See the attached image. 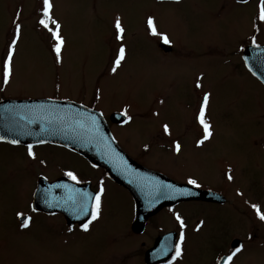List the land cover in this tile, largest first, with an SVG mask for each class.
Segmentation results:
<instances>
[{
  "label": "rangeland",
  "instance_id": "1",
  "mask_svg": "<svg viewBox=\"0 0 264 264\" xmlns=\"http://www.w3.org/2000/svg\"><path fill=\"white\" fill-rule=\"evenodd\" d=\"M52 3L53 18L60 23L65 40L61 62L56 61L52 34L39 24L43 0H0V96L18 100L53 96L57 101L71 99L84 105L98 102L104 113L118 108L126 111L125 106L133 109L137 105L138 113L143 106L151 114L160 109L159 121L171 126L168 132L164 131V136L172 139L173 135L168 134L176 135L189 120V105L193 123L199 124V109L203 96L208 93L205 119L211 125V145L220 147L225 153L222 157L225 163L234 166L233 201L243 211L241 216L228 209L227 221L235 228L247 220L261 221L252 205L264 212V86L232 58V53L246 39L254 38L255 43L264 45V22L258 18V28L253 27L255 3L244 7L229 4L227 0L168 3L52 0ZM17 14L22 26L21 38L13 58V75L5 84L3 65L14 38ZM148 16L154 18L157 30L170 36L181 59L175 58L170 64L161 61L158 50L145 38L143 22ZM117 17L125 28L126 60L113 73L114 52L118 53L121 43L115 39ZM188 52L192 55L188 56ZM193 83L194 94L190 95L188 90ZM197 83L202 87L197 88ZM154 93L148 99L146 94ZM144 94L148 103L142 100ZM133 125L142 126L138 130L130 129L129 141L122 138L126 130L116 131L120 142L129 147L147 141L145 133L152 124L140 116ZM34 153L35 159L23 148L14 152L5 145L4 150L0 149V264H106L107 258H124L125 255L117 253L126 246L125 241L115 239L113 249L110 244L107 246L113 239L110 232H101L100 238L92 239L89 247L80 244L71 249L62 244L60 248L56 243L59 247L54 250L37 238L24 240L28 234L16 232L18 224L14 216L28 211L36 176L45 174L47 178H55L65 170L81 167L78 158L64 150ZM164 160L169 173L176 178L171 163L178 168L179 177H190L198 171L186 157L179 162L171 158ZM112 202L116 206L111 207ZM192 213L197 219L208 212L194 207ZM133 214L127 197L122 200L108 191L106 206L101 208V216L95 223H104L112 231L111 225L129 223ZM32 218L47 225L55 221L39 215ZM209 218L211 214L206 219ZM216 236L219 234L211 235ZM15 237L19 239L16 243ZM192 243V239L187 241V250ZM205 246L201 243L197 247V255ZM130 260L133 264L139 262L134 257ZM240 260L244 264H264V250L245 249Z\"/></svg>",
  "mask_w": 264,
  "mask_h": 264
},
{
  "label": "flooded vegetation",
  "instance_id": "2",
  "mask_svg": "<svg viewBox=\"0 0 264 264\" xmlns=\"http://www.w3.org/2000/svg\"><path fill=\"white\" fill-rule=\"evenodd\" d=\"M157 1L161 3H168L173 0ZM260 1L261 0H248L245 3H239L235 0H227L229 4L235 5L237 7H244L250 5L253 2L255 3L256 12L253 15L255 16V19L253 20V27H255L254 30L258 28L256 22L259 18L258 5L260 4ZM143 31L145 32V38L149 40L152 46L158 50L161 61L166 64H170L175 62V58H179L180 52L169 35L163 34L159 30H157L159 35H152L151 30L147 27L145 20L143 22ZM164 36H167L169 41L168 43L164 42ZM261 46L264 45L255 43L254 38L251 40L246 39V42L242 45L240 44L239 49L235 50L232 53V55L234 56L232 58L237 59V66L246 70V72L253 79L255 78L250 74V72L247 71L245 67L243 53L247 47ZM116 55L117 53L114 52V57H116ZM190 55H192V52H188V56ZM176 64L180 65L179 62H176ZM194 84L195 83L190 84V88L188 90L190 95L194 94V89L191 88V86ZM146 95L149 99L151 96H154L156 94L154 93ZM142 96V100H146L145 94ZM40 99L57 100V98L53 96L43 97ZM4 100L18 99L1 95L0 102ZM96 100H98V97H96ZM64 101L72 100L67 99ZM148 102L149 101H147V103ZM77 103L84 105L79 102ZM98 104L99 103L96 102L92 103L91 105L85 104L84 106L90 108L91 110L100 112L103 115L107 123V127L120 150L137 165L141 166L146 171L151 172L147 173L151 175V177H153V179L151 178L153 180V183L149 184V187L146 186V183H143L142 190H153L152 187H155L154 190H157L164 184V180L159 179L165 178L178 186H187L191 189H194V191L211 193L216 196V201L206 202L202 200H188L181 201L170 206H165L157 211L154 215L148 217L142 225L133 227L135 218V202L131 193L127 189L121 187L116 182L111 180L102 168L92 166L82 156L73 153L63 147L51 144H31L33 146V152L39 151L52 153L53 150L67 151L68 153L72 154V156L74 155L78 158L77 162H79V165L81 167L65 170L55 178H47L45 174L36 176L37 178L35 179V186L33 189L31 201L28 205V211L23 212V216H19L18 213H16L14 216V219L18 224L16 232L21 233V235L28 234V239L23 237L24 240L29 241L33 240L32 238H37V241L47 244V246H49V249L51 250L59 247L56 245V243H59L61 245L60 248H62V244H64L72 249L80 247V244L84 245V247H89L90 241L92 239L100 238L101 232H110L109 236L113 239L110 241V243H108L107 246H109L110 244V248L113 249V241L115 239L125 241L126 246L120 249L117 253V255H125V257L107 258L108 262L106 264H133V262L130 260L132 257L139 260L138 264H186V261L189 262V264H225L227 256L231 254V252L236 247H239L241 245L243 246V249L240 253L237 254L236 257H234L232 264H244L243 261L240 260V255L242 254L243 250H264V221L247 220L248 222H246L244 225L238 226L237 228H235V226L232 225L231 222L228 223V215L226 213L228 209L232 210L233 214L240 213L241 216H243V211L241 209H238L233 201V178L231 180L228 179L229 175L232 176L234 166L225 163L226 160H223L222 158L223 154L225 153L220 147L211 145V138L205 141L203 145H199L198 142L203 139L204 131L203 126L200 123L198 125L195 124V121L193 123V116L191 115V105L188 106L190 113L188 115L189 120L185 124V127H181L180 129H178L176 135H174L172 132L168 134L173 135L174 137L172 139H169L164 136V125H166L167 123H161L158 119L160 109H156V113L151 114L147 113V109L143 106L142 111H139L138 113L137 108L139 107V105H134L135 107L133 109L125 106L123 108L127 111V116H125V111L121 108H118L112 112L104 113L100 109V105ZM113 113L123 114L126 117L125 122L123 124L111 123L110 116ZM153 115H156L157 117L152 118ZM140 116H142V118H145L150 124H152L150 125V130L146 131L145 133L147 141L138 142L134 146L131 145V147H129V145L122 144L119 140L120 137L118 136L116 131L126 130L122 138L129 141V139L132 138L128 136L130 134V129L135 128L138 130L142 126L133 125L135 120H137ZM128 117H131V120H128ZM168 128H171V126L168 125ZM187 138H189V140H187ZM176 143H179L181 145V151L179 153H177L175 150ZM5 145L7 148L12 149L14 152L20 148H23L28 152V145H16L0 141V149L4 150ZM185 157L189 160H192L196 168H198V171L194 172V174L190 177L197 180V182L201 185L199 188H196L187 183V180L190 177H179L178 168L173 163H171L170 168H174L176 170L175 174L177 175V178L174 177L175 175L170 174L167 168L168 163L164 160V158H171L172 160L179 162V160L181 161ZM69 171L73 172L77 176L79 183L71 180L65 174ZM61 178L64 179L67 184L71 183L74 185L85 187L86 191L89 194L93 195V198L95 194L99 192L102 183L105 192L102 196L101 208L106 206V196L108 191L119 196L122 200H126L127 197L132 204V210L134 213L132 220L129 223H125L123 225H111V228H113L112 231L108 230L104 223H99L96 225L95 221H93L92 224L89 225V230L85 232L82 229L81 225L83 223H86L87 221L79 223L75 222L74 224L69 226L64 217L60 214L46 215L43 213L34 212L31 209V204L33 195L37 189L38 181L40 179H45L48 182H53ZM143 185L145 186V188L143 187ZM145 200L147 201V198H145ZM152 201L155 202V199L152 198ZM93 205L94 199L92 201L91 208ZM110 206L114 207L116 206V203L112 202V205ZM194 207L198 211L206 209L208 213L205 215V217L194 219V215L192 213ZM254 213L256 214L255 210ZM176 214H179L185 221L186 228L183 229V231L185 232L186 239L183 245V255L173 261L172 257L175 255L174 246L179 242V233L181 231L179 223L175 218ZM208 214H211V218L207 220L206 218ZM35 215L43 216L48 219L50 218L55 221L50 223V225L38 221H33L32 217ZM104 215L107 216L108 213H104ZM26 217L32 218L30 226L27 229L21 227V221L19 220L20 218ZM201 218H204V220ZM201 222H203V224H201ZM228 225L230 226V229H227ZM198 228L199 230H197ZM69 229H71V231ZM122 229L124 231L123 233H121ZM202 230H205V232L202 233ZM43 233L46 235L42 236ZM213 233L219 234V236L211 237ZM17 239L18 238L15 237V243L17 242ZM189 239H192L193 243L190 249L187 250L186 245ZM210 239L215 241L212 242ZM208 242H211V244H209ZM201 243H205L206 246L199 250L197 255V247ZM162 248H170L171 250L168 251L167 255H160V251ZM189 252L190 255H188ZM188 257L189 260H187ZM147 260L149 261L147 262Z\"/></svg>",
  "mask_w": 264,
  "mask_h": 264
},
{
  "label": "water",
  "instance_id": "3",
  "mask_svg": "<svg viewBox=\"0 0 264 264\" xmlns=\"http://www.w3.org/2000/svg\"><path fill=\"white\" fill-rule=\"evenodd\" d=\"M235 1L245 3L248 0ZM243 60L249 72L264 85V47H247ZM110 122L123 124L125 116L112 114ZM0 137H3L0 141L8 143L18 140L19 145L60 146L82 156L92 166L102 168L111 180L131 193L135 202L133 227L142 225L148 217L165 206L188 200L216 201V196L211 193L178 186L165 178L159 179L164 180V184L157 190H154L155 187H152L153 190H142L143 183L148 187L153 183V177L147 173L149 171L120 150L99 112L73 102L4 100L0 102ZM167 185H172L173 188L169 189ZM143 187L145 188L144 185ZM180 190H188L192 195H180ZM88 196L93 197L85 187L67 184L62 178L54 182L40 179L31 209L46 215L60 214L70 226L90 219L91 216L83 215L78 207L83 202L88 212H91L93 198H87Z\"/></svg>",
  "mask_w": 264,
  "mask_h": 264
},
{
  "label": "snow or ice",
  "instance_id": "4",
  "mask_svg": "<svg viewBox=\"0 0 264 264\" xmlns=\"http://www.w3.org/2000/svg\"><path fill=\"white\" fill-rule=\"evenodd\" d=\"M42 18L39 19V24L48 30V32H50L52 34V38L55 41L54 44V48L53 51L55 52V57H56V61L57 62H61V53H62V49L64 47L65 44V40L61 35V25L60 23L55 20L53 18V3L52 0H43V4H42ZM17 22L15 23V34H14V38L11 41V44L8 48L7 51V58L4 61V65H3V77H4V83L7 84L9 82V80L11 79L12 75H13V58H14V54L16 51V46L18 41L21 38V32H22V26L21 23L19 22V14H17ZM259 20L264 22V0H261L260 3V8H259ZM146 24L147 27L151 30V34L152 35H159V33L157 32V28H156V24H155V20L152 16H148L147 20H146ZM115 32H116V40L120 41V47L118 49V53L114 59L113 62V67L111 68V71L113 73L117 72V69L121 67L122 62H124L126 60V48L124 46V37H125V28L122 24V21L119 17H117L115 19ZM164 42L168 43V38L167 36L163 37ZM197 88L202 87V85L200 83L196 84ZM209 99H210V94L206 93L203 96V103L200 106L199 109V116L197 117V119L199 120V123L203 126V131H204V135H203V139H201L198 143L199 145H203L205 141L209 140L212 136V131H211V125L207 122V120L205 119V113L206 110L208 108V104H209ZM124 115L127 116V111L124 112ZM128 120H131V117H128ZM164 131L168 132L169 128L168 125H164ZM0 139H3V137H0ZM43 142V141H41ZM12 144H18L19 141L18 140H12L11 141ZM33 146L32 145H28V155L31 156L33 159H35V153L32 150ZM175 150L177 153H179L181 151V145L179 143H176L175 145ZM71 180L76 181L77 183H79V180L77 178V176L69 171L65 173ZM233 177L231 175L228 176V179L231 180ZM187 183L189 185H192L196 188H199L201 185L197 182L196 179L193 178H188ZM169 189H172L173 186L172 185H167L166 186ZM105 189L103 187V184L101 183L99 192L95 194L94 198L88 196L87 198H93L94 199V205L91 208V212L89 213L87 210V206L85 203L81 202L78 207H79V211L87 216L90 215L91 218L86 222L83 223L81 225L82 229L87 232L89 230V225L92 224L93 221H96L100 218L101 216V207H102V196L104 195ZM180 195H192V193L188 190H180L179 191ZM252 207L255 209L257 216L259 217V219L261 221H264V212L261 211V209L259 208V206L257 205H252ZM19 216H23L22 213H18ZM77 218L79 219L80 217L77 216ZM176 220L179 223V227L181 229L180 233H179V242L175 244L174 248H175V255L172 257V260L175 261L177 258H180L183 255V245L186 239L185 236V232L183 231V229L186 228V224L185 221L181 218V216L179 214H176ZM32 218L31 217H26L23 218L21 220V227L27 229L30 226ZM201 224H203V222H201ZM71 231V229H69ZM199 230V228L197 229ZM243 249V246H239L236 247L231 254H229L226 258L225 264H232V261L234 259V257L237 256L238 253H240ZM170 248H162L160 251V255H167L168 251H170Z\"/></svg>",
  "mask_w": 264,
  "mask_h": 264
}]
</instances>
